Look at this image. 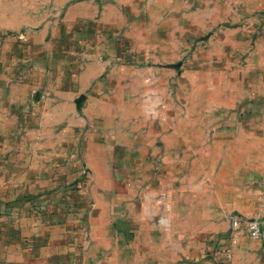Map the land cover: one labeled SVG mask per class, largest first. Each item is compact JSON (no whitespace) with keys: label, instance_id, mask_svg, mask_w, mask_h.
Listing matches in <instances>:
<instances>
[{"label":"crops","instance_id":"1","mask_svg":"<svg viewBox=\"0 0 264 264\" xmlns=\"http://www.w3.org/2000/svg\"><path fill=\"white\" fill-rule=\"evenodd\" d=\"M8 1L0 264H264V241L242 235L230 259L224 250L233 215L264 217V36L241 65L249 40L232 33L236 56L222 62L208 102L200 83L182 119L133 125V70L108 67L115 42L84 35L89 1L68 6L62 23L51 16L70 0ZM236 1L238 16L264 6ZM235 108L241 126L225 121V134H210ZM156 159L164 172L153 183Z\"/></svg>","mask_w":264,"mask_h":264},{"label":"rangeland","instance_id":"2","mask_svg":"<svg viewBox=\"0 0 264 264\" xmlns=\"http://www.w3.org/2000/svg\"><path fill=\"white\" fill-rule=\"evenodd\" d=\"M76 1L80 0H70L62 14L51 18L62 23L64 11ZM87 1L89 17L79 20L84 35L90 40L104 36L115 42L116 60L104 58L108 67L123 64L133 70V110L138 111L133 116V125L145 117L155 126L182 119L187 114L185 105L190 94L201 89L200 83L207 84L203 90L208 102L210 82L220 81L217 75L224 73L222 62L236 56L226 49L232 33L235 31V37L249 40L247 50L240 54L241 65L259 37L264 36V6L238 16L236 0ZM8 2L0 0V22L4 17L1 5ZM39 2L45 4L47 0ZM53 4L54 0H50V6ZM238 29L244 33L237 32ZM142 106L144 113L138 110ZM232 110L218 113L222 126L214 127L210 134L218 131L225 134V121L233 120L235 130L241 126L239 119H245L243 113L237 108ZM210 115L206 112L205 117L208 119ZM247 128L255 129L252 124ZM162 162L160 159L154 162L153 183L164 172Z\"/></svg>","mask_w":264,"mask_h":264},{"label":"built area","instance_id":"3","mask_svg":"<svg viewBox=\"0 0 264 264\" xmlns=\"http://www.w3.org/2000/svg\"><path fill=\"white\" fill-rule=\"evenodd\" d=\"M242 235L253 240L264 241V217L246 218L234 216L231 219V227L228 233L229 245L225 247L226 256L230 259L233 255V247L240 241Z\"/></svg>","mask_w":264,"mask_h":264}]
</instances>
